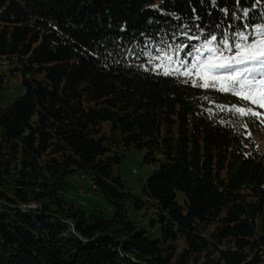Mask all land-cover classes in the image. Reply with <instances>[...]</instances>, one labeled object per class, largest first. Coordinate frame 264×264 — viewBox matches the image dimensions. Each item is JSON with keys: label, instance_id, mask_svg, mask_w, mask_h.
Instances as JSON below:
<instances>
[{"label": "trees", "instance_id": "trees-1", "mask_svg": "<svg viewBox=\"0 0 264 264\" xmlns=\"http://www.w3.org/2000/svg\"><path fill=\"white\" fill-rule=\"evenodd\" d=\"M260 25L264 0H0V95L20 78L0 104V264H264L246 100L149 63ZM133 148L159 164L139 194L120 170ZM79 172L108 209L67 196Z\"/></svg>", "mask_w": 264, "mask_h": 264}, {"label": "snow or ice", "instance_id": "snow-or-ice-1", "mask_svg": "<svg viewBox=\"0 0 264 264\" xmlns=\"http://www.w3.org/2000/svg\"><path fill=\"white\" fill-rule=\"evenodd\" d=\"M264 25L258 26L254 34L235 33L232 41L225 35L222 39L211 35L199 46H168L159 54L151 56L149 63L158 61L157 70L165 64L169 67L161 72L168 76L189 77L193 86L217 88L222 92H233L251 105L264 109ZM196 39H199L197 37ZM203 52L208 55L203 59ZM183 53V59H181ZM151 55V54H150ZM191 58V62H189ZM174 65H178L173 67ZM203 73V82L197 85V79ZM188 83L189 80H185ZM239 114L260 115L252 108L236 107Z\"/></svg>", "mask_w": 264, "mask_h": 264}, {"label": "rangeland", "instance_id": "rangeland-1", "mask_svg": "<svg viewBox=\"0 0 264 264\" xmlns=\"http://www.w3.org/2000/svg\"><path fill=\"white\" fill-rule=\"evenodd\" d=\"M264 38V37H262ZM20 85L19 77H9L6 83L5 92L0 95V104L6 105L7 102L16 96ZM247 108H252L254 112H259L260 115H253L254 121L258 122V132L252 135L254 141L260 142L261 148L264 150V109H260L258 105H251L249 101H245ZM238 107V106H237ZM246 108V109H247ZM244 116V114H242ZM103 131L109 132V125L107 122L103 124ZM144 150L131 149L125 153V156L120 164V170L123 176L126 187L130 188L135 194L142 192L144 184L148 178L158 172V163L144 162ZM92 186V188H91ZM67 196L72 198L77 203L82 204L87 211L93 210L96 206L101 208H109L106 200L99 189L93 187L88 177L79 172L73 177V190ZM28 205V204H27ZM35 204L31 203V206ZM139 216L144 215V211L137 213ZM133 216L138 219L137 215Z\"/></svg>", "mask_w": 264, "mask_h": 264}, {"label": "water", "instance_id": "water-1", "mask_svg": "<svg viewBox=\"0 0 264 264\" xmlns=\"http://www.w3.org/2000/svg\"><path fill=\"white\" fill-rule=\"evenodd\" d=\"M33 206V205H32ZM31 204H28L27 207H32Z\"/></svg>", "mask_w": 264, "mask_h": 264}]
</instances>
